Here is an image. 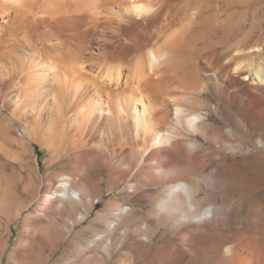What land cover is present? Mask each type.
<instances>
[{
	"label": "bare ground",
	"instance_id": "obj_1",
	"mask_svg": "<svg viewBox=\"0 0 264 264\" xmlns=\"http://www.w3.org/2000/svg\"><path fill=\"white\" fill-rule=\"evenodd\" d=\"M258 148L264 0H0L7 229L94 222L78 264H264Z\"/></svg>",
	"mask_w": 264,
	"mask_h": 264
},
{
	"label": "rangeland",
	"instance_id": "obj_2",
	"mask_svg": "<svg viewBox=\"0 0 264 264\" xmlns=\"http://www.w3.org/2000/svg\"><path fill=\"white\" fill-rule=\"evenodd\" d=\"M255 51L259 52V50ZM26 156H28L26 158L29 161L30 166L37 169L40 174L43 175L44 181L49 178V175H51L50 173L57 174L66 170V163L61 160H57L56 163L49 165L47 152L40 149L37 145H34L30 154H26ZM251 156V160L248 162V164H250L249 169H251V174L254 172L256 173L252 174L254 178L259 179L260 176L257 174H261L263 171L261 169H264V151L262 152L260 148H258L253 151ZM114 193L115 195L119 194L118 191H115ZM107 198L108 195H104L103 201H106ZM102 207L103 202L97 204L94 211L101 209ZM41 217L32 218V220L35 221L41 220L39 226L38 224L35 226L37 227L35 229L38 231L30 229L28 231H24L23 233H21L20 227H18L21 226L23 221L22 216L20 219L18 218L16 225L11 224L8 229L5 227L4 219L0 218L1 264H23L24 262L25 264H78L79 262H84L86 257L82 253H79L81 252L80 246L84 245V243L94 235L92 228V224H94V222H89L83 226L77 227L71 233L64 232L61 236V232L59 233L58 229V224L62 220L61 217H52L47 213ZM91 219L92 217L90 220ZM33 224L36 223L33 221ZM56 231L60 235H58ZM59 236H61L64 240H62ZM21 241L22 243H20ZM53 242L55 244H53ZM10 255L12 259H9ZM94 264L99 263L95 262Z\"/></svg>",
	"mask_w": 264,
	"mask_h": 264
},
{
	"label": "clouds",
	"instance_id": "obj_3",
	"mask_svg": "<svg viewBox=\"0 0 264 264\" xmlns=\"http://www.w3.org/2000/svg\"><path fill=\"white\" fill-rule=\"evenodd\" d=\"M226 251H227V249H226Z\"/></svg>",
	"mask_w": 264,
	"mask_h": 264
}]
</instances>
